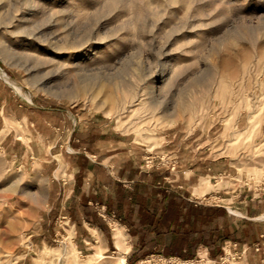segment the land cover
<instances>
[{
	"label": "rangeland",
	"instance_id": "1",
	"mask_svg": "<svg viewBox=\"0 0 264 264\" xmlns=\"http://www.w3.org/2000/svg\"><path fill=\"white\" fill-rule=\"evenodd\" d=\"M0 69L35 104L78 114L83 133L91 132L89 143L115 148L121 169L135 176L132 171L144 164L147 172L137 178L146 185L137 194L146 204H153L154 192L160 200L164 193L185 198L190 186L175 183L197 159L193 150L206 156L199 153L204 150L233 165L212 179L217 184L207 189V201L228 202L222 199L226 190L234 202L250 197L264 212V0H0ZM83 73L104 84L88 89L92 98L71 90ZM174 107L179 116L170 114ZM5 124L7 131L13 123ZM174 154L179 178L171 182ZM220 188L221 200L214 193ZM46 191L47 179L19 167L0 143V264L113 262L118 254L110 227L105 235L112 248H103L94 231L85 245L73 222L48 210ZM122 193L117 188L113 208L106 204L105 211L113 215L111 227L113 221L123 226L130 251L140 255L129 260L126 246L127 264H264V237L248 243L246 254L226 248L214 257L204 246L187 257L171 254L165 250L169 237L154 238L153 229L166 224H149L143 218L150 215L121 201ZM163 205L156 202L157 212ZM67 232L76 252L70 247L63 254ZM96 251L114 254L84 257Z\"/></svg>",
	"mask_w": 264,
	"mask_h": 264
},
{
	"label": "crops",
	"instance_id": "2",
	"mask_svg": "<svg viewBox=\"0 0 264 264\" xmlns=\"http://www.w3.org/2000/svg\"><path fill=\"white\" fill-rule=\"evenodd\" d=\"M7 85L10 88L0 83L1 147L19 167L29 166L33 173L38 171L41 177L47 179L48 210H57L73 222L70 225L73 233H78L79 241L85 245L89 243L86 239L91 238V231H94L99 235L103 248L108 250L113 247L105 235L109 232V227L112 230L109 219L113 215L105 211V206L107 204L109 209L113 208L112 201L117 188L123 192L121 201L132 202V206H137L138 211L143 210L153 215L155 220L159 214H171L169 230L153 229L155 240L156 237L161 239V236L170 238L165 250L171 254L187 257L193 254L197 246H204L205 253L214 257L222 254L226 248L245 251L246 254V249L251 244L264 237V217H261L264 212L260 213L254 208L252 198L249 197L247 203L244 199L234 202L232 197L235 195H230L225 190L222 199L228 202L207 201L210 196L207 195L212 192L207 189L217 184L212 179L222 173L229 174L228 170L232 169L233 165L226 156L219 155L215 158L204 150L199 153L206 156H197L193 150L192 158L197 159L192 160L181 171L186 174H182L180 181L175 183L190 186L187 188L189 193L185 198L182 195L164 193V205L157 212L156 202L162 203L158 193H153L151 205L146 204L145 196L137 194L138 189L146 185L137 178L140 171L147 172L142 167L144 164L138 165L141 167L139 170L132 171L135 176L129 173L130 168L121 169L113 159L115 153L112 151L115 148L110 146L105 150H98L89 143L87 137H91V132L83 133L87 128H81L84 120L78 114L62 107L35 104L33 98L26 99L15 92L9 83ZM5 119L13 123L7 131L4 130ZM126 151V161L131 160L130 149L127 148ZM141 157L144 159L145 155ZM169 163V173H175V177L170 180L175 182L179 178L178 171L174 170L176 154ZM205 177L209 178V183L204 180ZM132 187L136 190L132 191ZM214 193L221 200V188ZM260 201L256 200L257 205ZM123 208L124 204L119 213L122 214ZM128 247L129 245L125 254L129 260L140 257L139 254L135 255L136 248L130 251Z\"/></svg>",
	"mask_w": 264,
	"mask_h": 264
},
{
	"label": "bare ground",
	"instance_id": "3",
	"mask_svg": "<svg viewBox=\"0 0 264 264\" xmlns=\"http://www.w3.org/2000/svg\"><path fill=\"white\" fill-rule=\"evenodd\" d=\"M59 48V47H57ZM86 74V75H85ZM93 74V73H92ZM81 76V77H80ZM0 77L3 78V80H5L7 83H9L13 89L15 90V92H18L20 94H22V90L21 88L19 87V85L14 82L12 79H10L7 74L2 70L0 69ZM80 77V81H79V84H74L71 86V90L73 92H75L76 94L78 92H83V93H87V96L89 98H92V94H89L87 91L89 88H91V86H103L104 84L100 83L97 81V76L96 75H89L87 77V73H83V75H79ZM162 79V78H160ZM156 80V79H155ZM153 90V85L152 84H149L148 86V92H152ZM26 98V97H25ZM27 99V98H26ZM181 104V102L179 103ZM177 106V105H176ZM178 107V106H177ZM185 107V106H184ZM180 108V107H179ZM179 108H173L171 111H170V114L172 116H179ZM192 109V108H191ZM116 116V120H119L121 119V116H120V113H116L115 114ZM173 119H171L172 121ZM14 179V178H13ZM15 181V180H14ZM261 217H264V216H261ZM259 218V217H258ZM62 235V234H60ZM112 235H113V242L115 244V247H116V250H117V256L115 255L114 256V260L113 262L111 261L110 263L108 264H127L124 260V254L122 253V250L126 248V244H127V238H128V235L127 233L124 231L123 229V226L120 225L117 221H113L112 222ZM62 239H61V243H62V247H63V254L66 253L67 249L72 247L73 250H75L76 252V249H75V245L74 243H71V232H67L65 235H62ZM87 242V241H86ZM98 242V241H96ZM95 244V243H94ZM98 246V245H97ZM97 248V247H96ZM101 250V249H100ZM227 250V249H226ZM40 251V250H39ZM103 251V250H102ZM47 252V251H46ZM93 253V252H92ZM114 254V252H110L108 254H102V252H99V251H96L94 252L93 254H87L85 255L84 257L86 258H93L91 256H96V258H98V260L100 259H106L108 257H112ZM150 258V257H149ZM207 258V257H206ZM95 259V258H94ZM208 259V258H207ZM210 260V259H208ZM89 261V260H88ZM191 261V260H190ZM190 261H185L186 263H190ZM211 261V260H210ZM90 262V261H89ZM96 262V261H95ZM144 260H139L138 262H136L135 264H143ZM184 262V263H185ZM88 263V262H87ZM192 263V261H191ZM93 264V263H92Z\"/></svg>",
	"mask_w": 264,
	"mask_h": 264
},
{
	"label": "trees",
	"instance_id": "4",
	"mask_svg": "<svg viewBox=\"0 0 264 264\" xmlns=\"http://www.w3.org/2000/svg\"><path fill=\"white\" fill-rule=\"evenodd\" d=\"M171 217H172L171 214L166 212L164 214H161L158 218H156V220H155L153 215L144 216L143 219L148 221L150 224H153L154 220L156 221V223H160L162 225L166 224L167 230H169V224H170V221H171Z\"/></svg>",
	"mask_w": 264,
	"mask_h": 264
}]
</instances>
